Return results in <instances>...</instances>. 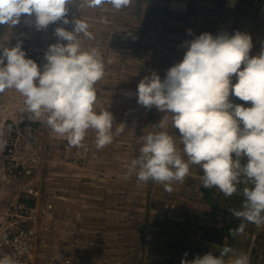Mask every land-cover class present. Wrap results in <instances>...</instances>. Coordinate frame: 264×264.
<instances>
[{"label":"rangeland","instance_id":"1","mask_svg":"<svg viewBox=\"0 0 264 264\" xmlns=\"http://www.w3.org/2000/svg\"><path fill=\"white\" fill-rule=\"evenodd\" d=\"M68 8L67 25L61 20L38 30L34 17L26 15L15 26L0 25V44L21 43L26 58L42 69L48 47L67 43L57 39L55 29L72 31L71 21L86 22L93 38L81 34L82 44L97 48L105 64L95 85V109L113 114L114 139L97 149L96 133L89 129L82 147L70 146L45 118L27 110L18 91L0 93V234L7 227H30L37 253L70 264H181L182 258L191 261L209 252L219 256L224 246L248 254L251 264H264V225L239 219L237 228L246 224L242 235L221 231L228 225L223 210H241L244 197L216 193V207L207 208L199 166H190V174L183 183L173 182L171 192L128 175V165L140 155L141 137L150 132L167 131L183 149L170 114L138 103L139 82L153 72L165 79L168 69L183 60L186 42L205 32L247 33L250 57L259 55L264 0H131L121 10L76 0ZM229 99L251 106L231 94ZM164 117L167 126L161 129ZM121 126L123 132L116 133ZM232 258L230 253L226 262Z\"/></svg>","mask_w":264,"mask_h":264},{"label":"clouds","instance_id":"2","mask_svg":"<svg viewBox=\"0 0 264 264\" xmlns=\"http://www.w3.org/2000/svg\"><path fill=\"white\" fill-rule=\"evenodd\" d=\"M73 3L76 0H0V25L15 26L22 15L34 17L38 30L61 20L67 25L68 5ZM87 3L89 7L109 3L121 10L131 0ZM71 23L72 31L55 29L57 39L67 43L48 47L42 69L26 58L21 43L11 48L0 44V93L18 91L27 110L38 119L45 118L70 146L82 147L88 130H94L95 146L102 149L114 139L113 114L95 109V85L104 76L105 64L97 48L85 49L82 44L81 34L93 38L88 24L80 18ZM185 46L183 60L168 69L165 79L153 72L137 89L139 104L170 114L183 149L167 131L150 132L141 137L140 155L131 160L128 175L135 173L138 181H153L171 192L173 182L183 183L190 166L197 165L203 173V187L218 188L225 197L238 193L239 185L244 184L241 210L230 211L242 221L264 225V51L250 57L251 36L240 31L215 36L205 32ZM230 94L251 106L232 103ZM166 120L160 121L161 129L166 128ZM123 130L121 126L115 131ZM241 158H246L243 165ZM245 227L241 223L229 234L242 235ZM230 253L234 257L230 264H251L248 254L237 255L228 246L220 249L219 256L209 252L191 261L182 258L181 264H228L225 257ZM0 264L16 261L4 256Z\"/></svg>","mask_w":264,"mask_h":264},{"label":"built area","instance_id":"3","mask_svg":"<svg viewBox=\"0 0 264 264\" xmlns=\"http://www.w3.org/2000/svg\"><path fill=\"white\" fill-rule=\"evenodd\" d=\"M34 234L30 227L23 226L16 230L7 227L0 234V258L10 256L16 264H37L40 259V264H70L71 261L58 259L55 255L37 253L33 249Z\"/></svg>","mask_w":264,"mask_h":264},{"label":"trees","instance_id":"4","mask_svg":"<svg viewBox=\"0 0 264 264\" xmlns=\"http://www.w3.org/2000/svg\"><path fill=\"white\" fill-rule=\"evenodd\" d=\"M251 187V185H250ZM244 188V186H242L241 184L239 185V191L238 193L236 194H233V195H236L238 197H241L242 198V189ZM203 191H205V196L208 197V204L206 205L207 208H215L216 207V201H217V197L214 196L216 195V193H220L222 194V192L218 189V188H204L203 187ZM241 200V199H239ZM235 205H233V207H235ZM231 209H225L223 210V213L224 215L226 214V219L224 221H227L228 222V225H226V227H220V230L223 231L226 229V232L227 230H235L237 227H236V223L238 222L239 218L235 217L232 215V212L230 211Z\"/></svg>","mask_w":264,"mask_h":264},{"label":"bare ground","instance_id":"5","mask_svg":"<svg viewBox=\"0 0 264 264\" xmlns=\"http://www.w3.org/2000/svg\"><path fill=\"white\" fill-rule=\"evenodd\" d=\"M15 205V204H14Z\"/></svg>","mask_w":264,"mask_h":264}]
</instances>
